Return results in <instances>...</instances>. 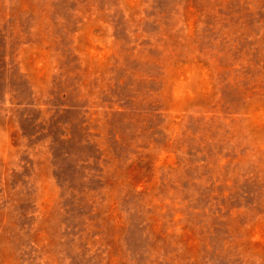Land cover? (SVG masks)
<instances>
[{
	"label": "rangeland",
	"instance_id": "374dc122",
	"mask_svg": "<svg viewBox=\"0 0 264 264\" xmlns=\"http://www.w3.org/2000/svg\"><path fill=\"white\" fill-rule=\"evenodd\" d=\"M0 264H264V0H0Z\"/></svg>",
	"mask_w": 264,
	"mask_h": 264
}]
</instances>
